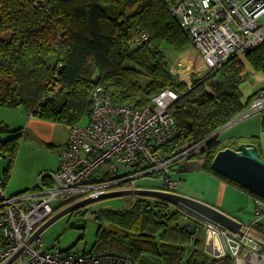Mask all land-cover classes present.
Here are the masks:
<instances>
[{"label": "trees", "instance_id": "obj_1", "mask_svg": "<svg viewBox=\"0 0 264 264\" xmlns=\"http://www.w3.org/2000/svg\"><path fill=\"white\" fill-rule=\"evenodd\" d=\"M141 33L147 39L134 43ZM189 40L188 30L170 13L166 0H0V107H20L69 127L88 118L96 86L113 104L132 102L138 107L170 88L179 92L168 108L178 132L157 151L168 159L199 155L206 172L228 180L211 168L213 156L247 141L258 146L264 159L257 136L226 142L213 137L200 149L178 155L250 104L255 94L243 100L241 84L248 67L264 76V42L249 49L244 60L234 56L215 70L195 74L188 85L171 65ZM165 48L175 53L169 55ZM260 117L264 132V114ZM3 131L7 126H0ZM7 172L8 166L0 173L3 187ZM93 214L97 232L90 252L115 250L131 259L141 257L143 264L145 256L152 264H234L228 254L205 252L202 224L165 200L137 195L128 206ZM188 220L197 225L194 234L182 226Z\"/></svg>", "mask_w": 264, "mask_h": 264}, {"label": "built area", "instance_id": "obj_2", "mask_svg": "<svg viewBox=\"0 0 264 264\" xmlns=\"http://www.w3.org/2000/svg\"><path fill=\"white\" fill-rule=\"evenodd\" d=\"M166 1L170 13L190 35L188 48L171 65L172 72L188 85L192 72L215 70L231 57H242L264 42V0ZM146 39L147 35L141 33L134 43ZM189 50L200 64L191 59L192 70L185 73L175 67ZM107 95L101 86L93 89L89 116L68 127L55 171L41 174L31 189L14 194L6 193L0 178V264H7L16 254L10 264H131L127 255L114 251L48 247L41 233L30 239L59 209L104 192L139 188L140 178L156 175L162 184L155 189L178 193L180 181L170 176L171 164L178 157L165 158L157 149L177 135V124L168 108L179 92L165 88L140 107L132 102L115 105ZM254 113L264 114V90L255 93L249 107L225 127ZM206 141L208 137L178 156L200 149ZM253 199L257 204L254 218L242 224L239 232L203 222L206 251L214 254L207 248V239H218L220 255L228 254L234 264H264V251L256 237L264 199Z\"/></svg>", "mask_w": 264, "mask_h": 264}, {"label": "rangeland", "instance_id": "obj_3", "mask_svg": "<svg viewBox=\"0 0 264 264\" xmlns=\"http://www.w3.org/2000/svg\"><path fill=\"white\" fill-rule=\"evenodd\" d=\"M165 49L169 55H173L175 53L169 48ZM244 56L237 57L244 60ZM193 60L197 64H200L197 56ZM180 64L181 65L174 67L176 69L183 70L186 65H189V62L183 60ZM190 70H192V64L190 66ZM206 72L207 70L205 69L192 72L191 79L195 76V74L202 76ZM250 102H252V100ZM22 110L23 109L20 107L15 109L0 107V126L5 125L7 128L9 127L11 129V131L8 132H0V154L2 155L0 157V173L3 172L4 174V168H7L8 166V176L4 186L7 194L12 193L15 189L25 185V183H27L25 181H29L31 178H34L33 182L28 187L31 189L37 183L41 174L55 171L57 165L59 164L60 151H62V146L66 142L68 136V127L54 122H51L53 124L49 125V129L43 130L44 133L41 135H36L32 130H28L27 128L23 130V132L18 133L17 130L19 128L22 126L25 127V119H27L26 113ZM246 120L247 124L251 125L252 132L250 134H255L257 136V144L261 145L260 140L262 137L264 138V132L261 130L259 114L254 113L249 115V117L247 116L239 119L235 123L238 122L240 125L246 122ZM233 125L234 124L231 126ZM12 136L14 137L11 139ZM14 139H17V145L15 147L14 154L11 155L10 152ZM222 141L226 142L229 141V139L226 138ZM262 149L264 152V143ZM173 177H175L174 179L178 181L181 179V177L177 174ZM144 178L145 179H138L137 184L140 186L143 185L146 187L156 188L162 184L161 179L156 175ZM183 183H185L184 186L182 185ZM182 184L180 182L177 190L182 189V191L195 197L210 199L213 201L215 197H219V187L217 182H206L199 179V181L182 182ZM183 187H185L186 190H183ZM221 192L222 191L220 190V193ZM235 192L237 193V191ZM244 196L241 197L240 195V197H238L235 194L231 195L228 188L223 192L221 197L223 198L224 204L229 203L235 208V213L240 215H242V212L246 213L243 217V223H248L253 218L252 215L248 214L247 210L244 208V198H247L246 195ZM134 197L135 196H119L94 201L87 206L81 207L80 209L66 213L59 217L41 232V236L48 247L59 248L61 250L69 248L75 251H87L93 246L96 239L97 221L94 219V211L102 209H119L124 206H128ZM247 219L250 220L247 221ZM262 222H264V218L262 219ZM258 239L259 241H262L261 238Z\"/></svg>", "mask_w": 264, "mask_h": 264}, {"label": "water", "instance_id": "obj_4", "mask_svg": "<svg viewBox=\"0 0 264 264\" xmlns=\"http://www.w3.org/2000/svg\"><path fill=\"white\" fill-rule=\"evenodd\" d=\"M224 128L225 127L219 128L214 131L208 136V140L217 137ZM210 165L215 172H218L228 180L246 189L250 194L264 199V159L260 157L259 148L255 143L242 141L236 147L226 146L215 153ZM137 195L162 199L175 206H180L195 216L199 224L210 221L217 224L222 229H228L233 232H239L242 225L238 219L215 206L183 194L165 192L154 188L119 189L84 198L56 211L55 214L33 234L30 241L36 235L40 234L48 225L66 213L80 209L97 200ZM182 226L190 234H194L197 228V225L190 220L185 221ZM258 243L260 245V250L264 251V242L259 241ZM16 255H14L7 264H10Z\"/></svg>", "mask_w": 264, "mask_h": 264}, {"label": "crops", "instance_id": "obj_5", "mask_svg": "<svg viewBox=\"0 0 264 264\" xmlns=\"http://www.w3.org/2000/svg\"><path fill=\"white\" fill-rule=\"evenodd\" d=\"M195 58H196V54L193 52V50H189L186 54H182L181 58L179 59V65H181L180 62L183 60H186V62H189V65H186L185 68L183 69V71L185 73H187L189 71V68L191 66L190 60L195 59ZM248 73H249V75H248ZM247 75H245L244 80L241 84V90L243 93V95H242L243 100H245L246 97H248L249 95L255 94L256 91L264 89V76L260 72L253 71L251 68L248 67L247 68ZM249 105L247 107H249ZM22 111H24L26 113L27 119H25V124H24L25 127L22 126L21 128H19L18 133L23 132V130H25L27 128L28 130H32L36 135H41L42 133H44L43 130L49 129V125L53 124L50 121H45V120L40 119L39 117H37L35 115H31L29 112L25 111L24 109ZM238 116H240V114L237 115L236 117H238ZM260 116L261 115H259V118H261ZM46 123H49V124H46ZM8 131H11V129L9 127H8ZM19 131H21V132H19ZM222 131H221L222 133L218 134V136H217V138H219L220 140H224L226 138H228V139L237 138V137L246 139V138H249L250 136L255 135V134H250L252 132L251 131V125L247 124V120H246V122H244L243 124H240V125L238 124V122L234 123L233 126H230L229 128H225ZM260 141H261L260 146L262 149L263 143H264V138L262 137ZM65 143H64V145H65ZM64 145L62 146L63 148H64ZM61 150H63V149H61ZM60 152H62V151H60ZM202 162H203V158L200 157L199 155H194L192 157H180L171 164L170 176L174 179L175 177H173V176L175 174L179 175L181 177V179H180L181 184H182V182L199 181V179H201L202 181H206V182H217V185L219 187V193H218L219 197H215L214 201H213L210 199H202V198L195 197L193 195L188 194L187 192L182 191V189H179L178 193L192 197V198L197 199V200H200V201L205 202L209 205L215 206L216 208L222 210L223 212L235 217L242 224H244L243 223V217H244V214H246V213L242 212V215L237 214V213H235V211H234L235 208L233 206H231L229 203L224 204V202H223V198L221 196L223 195V192L229 188V193L231 195L235 194L238 197H240V195H241V197L244 195L247 196V198H244L245 199L244 200V204H245L244 208L247 210L248 214H251L252 218H254V210L257 209V204L254 202L253 196L250 193H248L247 191H245L244 189H242V188H240L234 184L229 183L228 180L222 179L216 175H213L209 172H206L202 167ZM58 165H57V167H58ZM33 180H34V178H31L29 181H25V182H27V183H25V185H23L22 187H19L18 189H15V191H13L10 194H14V193L29 189L28 187L33 182ZM184 184L185 183H183L182 185L184 186ZM140 187L141 188H156V187H146L143 185ZM183 190H186L185 187H183ZM220 190L222 191L221 193H220ZM235 191H237V193ZM263 218H264V214L261 217V219L259 220V222H261V228L258 230V232L256 234L257 238L264 237V222H262ZM248 220H250V219H247V221ZM196 231H197V228H196ZM203 249H204V245H203ZM84 251L87 252L89 250H87V251L84 250ZM97 251H110V250L109 249H99ZM204 251L207 252L205 249H204ZM220 254L221 253H216V254H212V255L220 256ZM148 256H150V255H148ZM129 259H130L131 264H143L140 261L141 257L138 260L131 259L130 257H129ZM143 259L146 261L147 264H152L149 262L147 256L143 257Z\"/></svg>", "mask_w": 264, "mask_h": 264}, {"label": "bare ground", "instance_id": "obj_6", "mask_svg": "<svg viewBox=\"0 0 264 264\" xmlns=\"http://www.w3.org/2000/svg\"><path fill=\"white\" fill-rule=\"evenodd\" d=\"M207 248L211 249V250H214L215 252H219V248H220L219 240L218 239L214 240L212 238H208L207 239Z\"/></svg>", "mask_w": 264, "mask_h": 264}, {"label": "clouds", "instance_id": "obj_7", "mask_svg": "<svg viewBox=\"0 0 264 264\" xmlns=\"http://www.w3.org/2000/svg\"><path fill=\"white\" fill-rule=\"evenodd\" d=\"M262 90H264V89H262ZM259 91H260V90H259ZM256 93H257V92H256ZM236 116H237V115H236ZM236 116H235V117H236ZM233 118H234V117H233ZM233 118H232V119H233ZM232 119H231V120H232ZM231 120H229V121H231ZM229 121H228V122H229ZM228 122H227V123H228ZM227 123H226V124H227ZM226 124H225V125H226ZM225 125L222 126L221 128L225 127ZM225 128H227V127H225ZM225 128H224V129H225ZM224 129H222V130H224ZM222 130H221V131H222ZM221 131H220V132H221ZM139 188H141V187H139ZM154 189H155V188H154ZM248 193H249V192H248ZM251 195H252V196H256V195H253V194H251ZM59 210H60V209H59ZM202 226H203V224H202ZM263 242H264V241H263ZM203 245H204V244H203ZM207 252H208V251H207ZM214 252H215V251H214ZM208 253H210V252H208ZM217 253H219V252H217ZM214 254H216V253H214Z\"/></svg>", "mask_w": 264, "mask_h": 264}]
</instances>
